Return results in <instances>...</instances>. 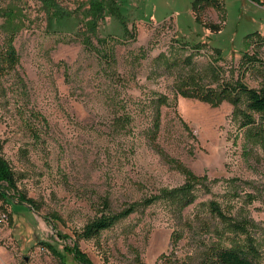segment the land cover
Returning <instances> with one entry per match:
<instances>
[{
    "label": "rangeland",
    "instance_id": "1",
    "mask_svg": "<svg viewBox=\"0 0 264 264\" xmlns=\"http://www.w3.org/2000/svg\"><path fill=\"white\" fill-rule=\"evenodd\" d=\"M194 1L115 0L118 11L110 8L97 31L114 45L108 63L80 39L90 0H0V48L13 30L19 55L0 74L2 154L19 190L41 206L0 197V264H63L42 242L64 252L102 209L181 186L186 171L206 176L209 187L198 184L183 212L160 199L140 206L98 237L79 238L80 250L94 264H164V255L198 264L215 240L203 222L216 221L207 205L216 200L259 225L264 264V138L246 135L231 102L214 106L177 91L188 74L202 86H263L264 4ZM159 95L168 99L160 107Z\"/></svg>",
    "mask_w": 264,
    "mask_h": 264
},
{
    "label": "trees",
    "instance_id": "2",
    "mask_svg": "<svg viewBox=\"0 0 264 264\" xmlns=\"http://www.w3.org/2000/svg\"><path fill=\"white\" fill-rule=\"evenodd\" d=\"M207 3L217 2V0H206ZM115 0H90L89 6V20L86 23L85 29L80 36L83 44L90 50H96L100 58L107 60L108 63H114L116 56L114 53V45L109 44L108 40L101 39L97 36L99 19L104 17L105 13L112 8L117 12V3ZM193 7L198 4L195 0ZM120 13V12H119ZM198 18V17H196ZM125 28L127 23L122 20ZM9 37L4 45L0 48V74L5 71L15 69L19 63V55L14 45L15 31L10 30ZM98 38L99 43L105 44V50L101 49L94 43L93 37ZM104 48V47H103ZM216 74L218 69L214 68ZM218 80V79H217ZM215 86H202L197 82V79L188 74L182 76L177 83L178 94L197 98L211 105L218 106L223 101H229L234 105V115L239 120L241 128H246L245 132L249 138H264V85L260 88L250 87L242 82L241 79L235 81H227L221 83L218 80ZM156 102L158 107L168 102L167 96L159 95ZM157 116L154 121L155 129L160 125V108L157 109ZM34 118L41 119L44 124H47L46 118L39 112L33 113ZM117 124L123 125L124 118L118 117ZM35 124L31 123V131L36 133ZM186 182L174 188L162 189L158 195H153L144 199L141 202H134L127 205L119 211L101 210L90 219L80 231L76 232V239L72 245H64V252H69L80 264H94L86 254L80 250L78 245L79 238H96L103 230L113 227L119 220L128 217L133 212L137 211L140 206H148L157 200H163L178 212L192 204L197 196L195 189L198 184L204 188L209 186L206 184V176H199L193 172L186 171ZM17 176L9 161L2 154V144L0 143V197L17 199L19 203H26L30 208L39 212L41 206L35 199L28 197L26 193L19 190L17 185ZM10 190H13L12 193ZM208 209L211 213V218H214V223L203 222V229L214 233L215 240L212 238L203 250L198 264H262V251L260 243L256 236V231L259 225L251 218L246 216H236L228 214L223 209L220 203L216 200L208 201ZM109 206V205H107ZM53 220V217H50ZM185 225H192V223L185 221ZM56 228V227H54ZM60 234V233H58ZM181 235L177 231L172 234V242L175 243L180 239ZM44 247L49 248L52 253L59 257L63 264H65V254L63 251L57 249L51 243L42 242ZM164 264H194L185 259H173V256H163Z\"/></svg>",
    "mask_w": 264,
    "mask_h": 264
},
{
    "label": "built area",
    "instance_id": "3",
    "mask_svg": "<svg viewBox=\"0 0 264 264\" xmlns=\"http://www.w3.org/2000/svg\"><path fill=\"white\" fill-rule=\"evenodd\" d=\"M251 1L257 4H264V0H251Z\"/></svg>",
    "mask_w": 264,
    "mask_h": 264
},
{
    "label": "crops",
    "instance_id": "4",
    "mask_svg": "<svg viewBox=\"0 0 264 264\" xmlns=\"http://www.w3.org/2000/svg\"><path fill=\"white\" fill-rule=\"evenodd\" d=\"M252 2H253V1H252ZM253 3H254V2H253ZM255 4H257V3H255ZM257 5L260 6V7H262V4H257ZM67 256H68V255L65 254V257H64L65 264H67V263H66V262H67V260H66V259H67ZM72 258H73V257H72Z\"/></svg>",
    "mask_w": 264,
    "mask_h": 264
}]
</instances>
